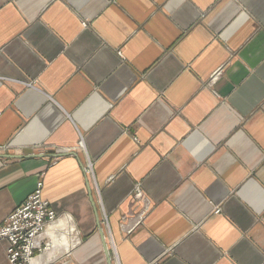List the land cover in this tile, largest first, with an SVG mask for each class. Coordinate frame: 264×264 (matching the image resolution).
Masks as SVG:
<instances>
[{
  "label": "crops",
  "instance_id": "obj_1",
  "mask_svg": "<svg viewBox=\"0 0 264 264\" xmlns=\"http://www.w3.org/2000/svg\"><path fill=\"white\" fill-rule=\"evenodd\" d=\"M38 182L36 264H264V0H0V224Z\"/></svg>",
  "mask_w": 264,
  "mask_h": 264
},
{
  "label": "built area",
  "instance_id": "obj_2",
  "mask_svg": "<svg viewBox=\"0 0 264 264\" xmlns=\"http://www.w3.org/2000/svg\"><path fill=\"white\" fill-rule=\"evenodd\" d=\"M42 183L38 182L24 203L16 207L3 220L0 238L7 241L8 264H36L34 252L46 250L39 247L45 225L54 220V211L41 198Z\"/></svg>",
  "mask_w": 264,
  "mask_h": 264
},
{
  "label": "rangeland",
  "instance_id": "obj_3",
  "mask_svg": "<svg viewBox=\"0 0 264 264\" xmlns=\"http://www.w3.org/2000/svg\"><path fill=\"white\" fill-rule=\"evenodd\" d=\"M26 199H27V198H26ZM23 203H24V202H23ZM21 205H22V204H21ZM8 215H9V214H8ZM8 215H7V216H8ZM54 215H55L54 220H53L52 222H51V221L48 222V223L45 225V228H46V226H48V225H50V224H53V223L57 220V216H56L55 213H54ZM3 220H4V219H3ZM3 220H2V222H3ZM2 222H1L0 226L3 224ZM45 228H44V230H45ZM44 230H43V232H44ZM0 240H4V239L0 238ZM5 241H6V240H5ZM6 242H7V241H6ZM7 245H8V243H7ZM45 246H47V244H46ZM39 247H40V246H39ZM36 252H38V251H35V252H34V258H35V259L37 258V253H36ZM6 259H7V251H6ZM35 259H34V260H35ZM7 263H8V262H7Z\"/></svg>",
  "mask_w": 264,
  "mask_h": 264
}]
</instances>
